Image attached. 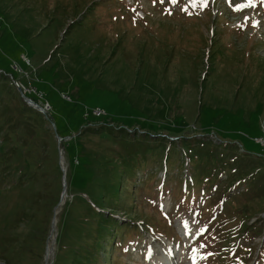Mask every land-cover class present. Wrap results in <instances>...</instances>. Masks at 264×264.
Segmentation results:
<instances>
[{
  "label": "rangeland",
  "instance_id": "rangeland-1",
  "mask_svg": "<svg viewBox=\"0 0 264 264\" xmlns=\"http://www.w3.org/2000/svg\"><path fill=\"white\" fill-rule=\"evenodd\" d=\"M262 3L0 0V96L17 104L22 97L10 82H21L37 109H48V101V127L68 140L66 152L61 145L65 197L52 209L56 227L44 242L49 256L43 260L45 247L36 243L31 254H12L10 264H52L55 252L57 259L67 257L81 218L94 217L86 203L100 206L109 188L115 192L112 177H120L123 195L103 206L116 215L107 229L118 226L120 234L108 252L98 250L101 264H159L164 256L169 264H254L259 250L257 263L264 264ZM93 107L106 115L87 122L84 114ZM137 145L140 156L132 157ZM183 147L214 157H193ZM160 152L167 153L163 159ZM190 160L207 164L193 167ZM236 160L252 175L229 189L233 168L222 163ZM121 164L115 173L102 171ZM99 172L104 182L96 179ZM8 219L0 218V231ZM66 222L62 242L70 244L56 251L52 237ZM1 239L0 232V246Z\"/></svg>",
  "mask_w": 264,
  "mask_h": 264
},
{
  "label": "trees",
  "instance_id": "trees-1",
  "mask_svg": "<svg viewBox=\"0 0 264 264\" xmlns=\"http://www.w3.org/2000/svg\"><path fill=\"white\" fill-rule=\"evenodd\" d=\"M204 79L202 77V80ZM10 86H13L16 92L15 86L11 82ZM26 96L34 99V94L26 93ZM86 118L88 119L87 122H93L95 121L94 119H99L98 116L92 114L87 115ZM49 119L45 114L29 106L22 99H19L18 103L14 104L9 98L6 100L0 96V218L7 215L12 216L11 221L8 219L7 230L4 231L1 229L0 231L2 235L0 264H10V256L17 251H27L31 254L30 251H32L36 243L41 245V250H44V242L50 229L52 209L59 201L62 188L57 145L51 127H48L50 124ZM114 133L120 134V139L123 141L125 134H121L120 131ZM126 135H129L128 132ZM134 137H136L135 134ZM131 141L135 144L133 138H131ZM123 142L131 146L130 141ZM190 142L202 143V140L200 138H194ZM190 142L184 145H189ZM171 143L175 145V142L171 141ZM206 143L212 145L211 141ZM75 144L80 147L79 144ZM63 145L66 149L67 142H64ZM134 149V152L131 151L132 157H139L140 154H137L140 150L139 146L137 145ZM182 150L183 153L187 151V155H192L193 157H214L211 153L198 155L192 147H187L186 149L183 147ZM177 152L178 149L176 148L171 150L170 153L175 154ZM158 155L163 159L166 152H160ZM8 157L9 159H7ZM73 158H75V155H73ZM115 160L120 161V158H115ZM175 161L169 160V163L173 164ZM202 161L198 166H195L196 162L191 160L189 164L193 167H199L200 164L205 166L207 162ZM76 162V164H79L78 159ZM236 162L237 160L222 163L224 165L229 164L233 168L231 176L234 175L235 178L228 181L226 187L229 189L239 183L241 184L252 175L251 172L244 175L242 173L244 168H240V165L236 164ZM131 165L133 167L134 164L131 163ZM88 166V164H85L83 170L88 174H92V170ZM156 166L162 168L167 167V165L165 166L160 162ZM120 167H123V165H117L112 168L105 167L106 169L102 171L108 173L111 169H114L115 173V168ZM175 167L178 169L179 166ZM256 170L253 169L252 171L256 172ZM229 172L230 169H228ZM84 175L85 173L82 172L80 177ZM96 179L104 182L101 178V172L97 174ZM84 181L82 180L80 183H84ZM114 181H117L115 192L110 194L112 188H109L104 198L101 199L100 206L93 201L92 203H86L94 217H88V220L81 218L79 230L74 234V243L71 245V250L69 249L70 254L64 259H57V252H55L56 256L52 264L65 263L67 259H69L71 264H76L77 262L78 264H83V261L86 262L85 264H101L98 261V250L105 249L107 251V246L111 243L114 236L118 237L120 234L115 232L118 226L113 233V229H107L111 226V222L115 226L113 217L116 215L110 210L108 213H105L104 210L107 207L103 206L106 199L107 201H111L112 197L114 198L117 195L120 197L123 195L120 177H112L110 179L111 183ZM190 181L193 185V177H191ZM159 182H161L160 179ZM182 193L183 191L180 190L179 194ZM35 201L39 202V205L34 206ZM110 209L113 210L115 208L110 207ZM40 216L42 217L40 218ZM82 221H84L83 224ZM67 225V222L64 225H59V223L57 225L56 251L63 247V245L70 244L69 242H62ZM22 234H25L23 239L21 238ZM5 236L8 237L4 240ZM112 248L113 250L115 249V244H113ZM93 250L96 251V254H93ZM260 257L261 251L259 250L257 253V261H259ZM82 258H85V260H82ZM257 261H254V264H258ZM30 263L32 261H28L27 264Z\"/></svg>",
  "mask_w": 264,
  "mask_h": 264
},
{
  "label": "bare ground",
  "instance_id": "bare-ground-1",
  "mask_svg": "<svg viewBox=\"0 0 264 264\" xmlns=\"http://www.w3.org/2000/svg\"><path fill=\"white\" fill-rule=\"evenodd\" d=\"M50 250H51V247H49L47 250L48 254H49ZM179 255H181V254L179 253ZM168 259L169 258L165 257V256L163 258H160L161 262H159V264H169ZM154 261H156V260H154ZM154 261L150 264H154Z\"/></svg>",
  "mask_w": 264,
  "mask_h": 264
},
{
  "label": "snow or ice",
  "instance_id": "snow-or-ice-1",
  "mask_svg": "<svg viewBox=\"0 0 264 264\" xmlns=\"http://www.w3.org/2000/svg\"><path fill=\"white\" fill-rule=\"evenodd\" d=\"M162 2H163V0H162ZM173 2H175V0H173ZM206 230H207L206 226L203 227V228H200V229H199V233L202 234V233L205 232ZM209 255H212V253H209Z\"/></svg>",
  "mask_w": 264,
  "mask_h": 264
},
{
  "label": "water",
  "instance_id": "water-1",
  "mask_svg": "<svg viewBox=\"0 0 264 264\" xmlns=\"http://www.w3.org/2000/svg\"><path fill=\"white\" fill-rule=\"evenodd\" d=\"M25 100H26V102H27L28 104H30V100H29V99H27V98L25 97ZM59 154H60V152H59ZM62 170H63V169H62ZM51 226H52V228L54 227V219H52ZM45 260H46V259H45Z\"/></svg>",
  "mask_w": 264,
  "mask_h": 264
}]
</instances>
